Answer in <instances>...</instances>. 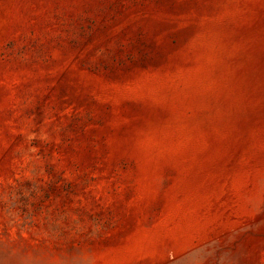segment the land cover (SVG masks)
Here are the masks:
<instances>
[{"label": "rangeland", "instance_id": "1", "mask_svg": "<svg viewBox=\"0 0 264 264\" xmlns=\"http://www.w3.org/2000/svg\"><path fill=\"white\" fill-rule=\"evenodd\" d=\"M0 264H264V0H0Z\"/></svg>", "mask_w": 264, "mask_h": 264}]
</instances>
